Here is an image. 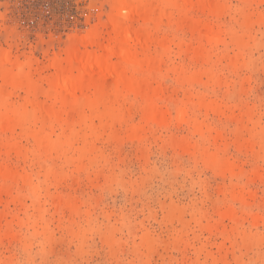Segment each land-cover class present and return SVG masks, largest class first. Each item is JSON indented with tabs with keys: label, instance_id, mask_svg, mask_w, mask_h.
I'll return each instance as SVG.
<instances>
[{
	"label": "rangeland",
	"instance_id": "obj_1",
	"mask_svg": "<svg viewBox=\"0 0 264 264\" xmlns=\"http://www.w3.org/2000/svg\"><path fill=\"white\" fill-rule=\"evenodd\" d=\"M214 1V13L161 6L151 41L133 46L158 61L149 83L164 119H144L124 91L106 120L98 107L46 124L53 150L0 132L12 173L0 192V264H264V0ZM109 10V0H0V54L31 59L38 102L57 109L43 96L47 56L63 59ZM189 23L219 35L199 40Z\"/></svg>",
	"mask_w": 264,
	"mask_h": 264
},
{
	"label": "bare ground",
	"instance_id": "obj_2",
	"mask_svg": "<svg viewBox=\"0 0 264 264\" xmlns=\"http://www.w3.org/2000/svg\"><path fill=\"white\" fill-rule=\"evenodd\" d=\"M109 1L110 10L106 14V22L102 25L100 23L99 27L93 28L94 30L92 29L79 41L70 43L60 50L64 55L63 59L58 57V53L47 56L46 69L51 72L45 77L48 88L44 90L43 96L55 100L59 104L57 109L43 106L38 102L37 86L30 72L31 59L20 63L6 52L0 54L1 133L19 129L39 147L56 149L57 143L44 131L46 124L51 121L64 123L72 120L73 116L83 108L100 107V119L106 120L112 114L111 102L117 100L118 97L122 98L124 91L132 92L143 103L139 107L144 119L154 121L164 119L166 111L158 104L159 89L151 88L149 83L158 69V61L149 59L145 49L142 52H136L133 46L145 45L151 37L153 38L152 31L158 27L161 6L179 9L187 6L197 7L202 11L214 13L217 11L216 3L214 0ZM133 21L141 23L139 29L132 28ZM189 27L196 32L199 40H212L219 35V32L208 25L198 27L189 23ZM155 41L160 48L164 46L162 40L156 39ZM198 47H202L201 44ZM200 50L204 48L195 50V53L203 56ZM197 58L200 56L197 55ZM125 67L130 71L142 72V78H134L124 70ZM196 75L193 74V76ZM9 86L24 93L22 104L16 105L10 101L13 93L9 92ZM206 106L210 108L208 104ZM30 109L39 114L38 119L29 116ZM175 111L178 117L183 116L186 106L177 105ZM13 145L8 142L6 147L12 148ZM228 166L230 167L227 163ZM11 178L12 173L0 165V192L7 190V183ZM32 188L34 187L29 188L31 196H35V188ZM227 212L225 215L228 214ZM230 214L232 216L233 213Z\"/></svg>",
	"mask_w": 264,
	"mask_h": 264
}]
</instances>
